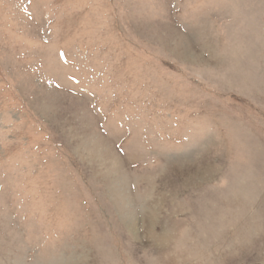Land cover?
<instances>
[{"label":"rangeland","instance_id":"rangeland-1","mask_svg":"<svg viewBox=\"0 0 264 264\" xmlns=\"http://www.w3.org/2000/svg\"><path fill=\"white\" fill-rule=\"evenodd\" d=\"M0 264H264V0H0Z\"/></svg>","mask_w":264,"mask_h":264}]
</instances>
